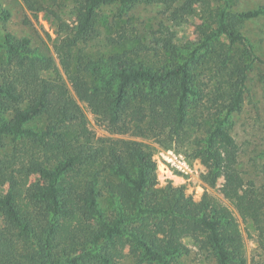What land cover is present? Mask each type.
Here are the masks:
<instances>
[{
	"label": "trees",
	"instance_id": "obj_1",
	"mask_svg": "<svg viewBox=\"0 0 264 264\" xmlns=\"http://www.w3.org/2000/svg\"><path fill=\"white\" fill-rule=\"evenodd\" d=\"M170 1L78 0L74 24L55 45L64 74L29 37L7 32L0 40L6 55L0 66V142L15 141L0 156V264H122L127 253L139 264H184L187 237L210 251L215 264L247 263L240 221L230 206L207 192L196 201L183 186L157 188L153 148L97 137L82 103L110 133L151 138L185 153L184 145L194 144L205 180L213 187L224 178L222 194L242 221L254 222L264 246V190L246 184L231 132L242 88L230 91L204 137L198 141L190 131L204 125L197 102L206 93L193 72L197 50L221 36L245 40L242 22L264 16V6L239 13L222 8L216 28L191 53L185 47L181 62L156 66L127 51L98 57L83 51L101 33L102 6ZM24 2L40 9L36 0ZM40 118L46 121L42 128L30 126ZM34 176L41 183L32 182Z\"/></svg>",
	"mask_w": 264,
	"mask_h": 264
},
{
	"label": "rangeland",
	"instance_id": "obj_2",
	"mask_svg": "<svg viewBox=\"0 0 264 264\" xmlns=\"http://www.w3.org/2000/svg\"><path fill=\"white\" fill-rule=\"evenodd\" d=\"M40 9L31 10L24 0H0V13L10 12L4 19L0 14V40L7 32L18 38L29 37L32 46L50 53L55 65L63 73V67L55 45L64 36L67 25H73L76 18L78 0H36ZM230 6L239 13L244 10L264 6V0H172L164 2H138L129 8L119 3L101 7L99 19L100 35L92 42L82 45L88 56L98 57L115 52L127 51L129 56L142 60L148 65H163L167 62H181L188 54L185 47L193 49L202 46V41L215 29L218 12ZM58 15L62 16V22ZM240 32L245 40L231 42L226 36L211 40V44L196 52L193 63L196 84L205 90L200 106L198 121L204 125L190 127L193 137L199 141L205 135V126L210 124L215 111L228 103L229 93L234 87L242 88V100L230 117L232 137L238 153L237 166L245 182L258 190H264V16L242 22ZM117 39L112 42L108 37ZM77 57V56H76ZM6 55L0 49V66ZM244 74L245 80L241 78ZM68 82L67 78L65 77ZM68 84V83H67ZM70 86V84H68ZM195 102L193 103V105ZM82 107L88 119L89 128L97 137L134 139L147 143L153 148L157 162V188L183 186L186 196L200 200L207 192L227 204L237 214L246 247V264H264V246L260 244L254 222L242 221L233 205L221 192L224 178L211 187L205 180L207 169L201 160L194 156V144L186 143L188 153L154 139L128 134L110 133L96 123L95 116L86 104ZM198 110L196 107L193 111ZM195 113V112H193ZM45 118L33 121L30 126L42 128ZM75 130V128H74ZM15 141L4 139L0 142V156L10 153ZM168 150L185 155L190 168L181 173L171 168L166 160ZM165 165L169 166V169ZM32 182L41 183L38 176ZM1 221V215H0ZM189 253L183 254L184 264H215L210 251L201 248L191 238L184 239ZM122 264H139L129 253ZM147 264V263H142Z\"/></svg>",
	"mask_w": 264,
	"mask_h": 264
},
{
	"label": "built area",
	"instance_id": "obj_3",
	"mask_svg": "<svg viewBox=\"0 0 264 264\" xmlns=\"http://www.w3.org/2000/svg\"><path fill=\"white\" fill-rule=\"evenodd\" d=\"M166 160L169 162L172 170L175 169L181 173H188L189 169H191L185 155L182 153H176L173 150H168ZM165 166L168 170H170L168 165Z\"/></svg>",
	"mask_w": 264,
	"mask_h": 264
}]
</instances>
